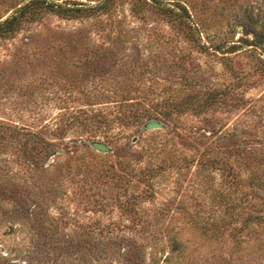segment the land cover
I'll use <instances>...</instances> for the list:
<instances>
[{"label": "rangeland", "instance_id": "rangeland-1", "mask_svg": "<svg viewBox=\"0 0 264 264\" xmlns=\"http://www.w3.org/2000/svg\"><path fill=\"white\" fill-rule=\"evenodd\" d=\"M30 1L0 0V22ZM30 9L0 34V264H264L246 226L264 196V0Z\"/></svg>", "mask_w": 264, "mask_h": 264}, {"label": "trees", "instance_id": "trees-1", "mask_svg": "<svg viewBox=\"0 0 264 264\" xmlns=\"http://www.w3.org/2000/svg\"><path fill=\"white\" fill-rule=\"evenodd\" d=\"M43 3H44V0H31L30 2L26 3L23 7H21L14 15L1 21L0 22V34H4L6 32L14 30L15 27L20 25L21 21L22 22L27 21L28 18H30L31 15H33V12L30 11L31 10L30 8L34 4H39L40 7L44 6L45 8H49L51 11L61 16L75 17V16L89 15L94 11H101V9L105 8L106 0H103L101 2H98L95 5H90L87 7H79V6H72V7L66 6L65 7L59 4H54V3H46L42 5ZM207 160H209V162L212 163V162H216L217 159L214 156H207L204 162ZM260 181H262L263 183L262 186H263V191H264V182H263L264 180H260ZM251 196H252V198L250 199L251 205L255 207L260 206V209H262V213L258 215L248 213L246 217L249 219L247 220L249 223H247L246 226L251 227L253 224H255L264 229V196L262 197V201L260 200L261 197H256L254 195H251ZM257 198H259V200H256ZM204 229H206V231H209L211 229L212 232L215 231V233L217 232L219 235H221V233H223L224 231V228H220V226L218 227L217 226H214V227L205 226ZM166 257L167 256H165V258Z\"/></svg>", "mask_w": 264, "mask_h": 264}, {"label": "water", "instance_id": "water-1", "mask_svg": "<svg viewBox=\"0 0 264 264\" xmlns=\"http://www.w3.org/2000/svg\"><path fill=\"white\" fill-rule=\"evenodd\" d=\"M143 126L147 129H153V128H161L163 125L161 122L155 119H150L145 121ZM89 144L92 148L100 152H108L109 150V147L100 140H91Z\"/></svg>", "mask_w": 264, "mask_h": 264}]
</instances>
